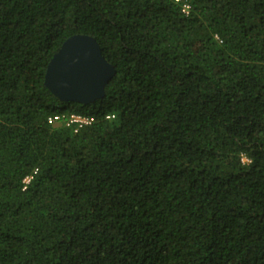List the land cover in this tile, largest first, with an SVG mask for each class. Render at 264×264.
Segmentation results:
<instances>
[{"label": "trees", "instance_id": "1", "mask_svg": "<svg viewBox=\"0 0 264 264\" xmlns=\"http://www.w3.org/2000/svg\"><path fill=\"white\" fill-rule=\"evenodd\" d=\"M76 34L85 105L44 85ZM0 264H264V0H0Z\"/></svg>", "mask_w": 264, "mask_h": 264}, {"label": "water", "instance_id": "2", "mask_svg": "<svg viewBox=\"0 0 264 264\" xmlns=\"http://www.w3.org/2000/svg\"><path fill=\"white\" fill-rule=\"evenodd\" d=\"M115 68L102 55L97 40L76 34L67 38L50 59L44 85L63 103L90 104L104 96Z\"/></svg>", "mask_w": 264, "mask_h": 264}, {"label": "built area", "instance_id": "3", "mask_svg": "<svg viewBox=\"0 0 264 264\" xmlns=\"http://www.w3.org/2000/svg\"><path fill=\"white\" fill-rule=\"evenodd\" d=\"M179 2V0H175ZM190 7L186 3L181 4V11L184 14H188ZM107 118H113V115L107 116ZM49 124L63 123L65 127L70 128L73 132H78L80 129L90 125L93 122V117L81 113H56L51 115L47 119ZM242 162H249L245 157H242ZM32 175H26L22 179L23 189L26 188L27 184L30 182Z\"/></svg>", "mask_w": 264, "mask_h": 264}, {"label": "clouds", "instance_id": "4", "mask_svg": "<svg viewBox=\"0 0 264 264\" xmlns=\"http://www.w3.org/2000/svg\"><path fill=\"white\" fill-rule=\"evenodd\" d=\"M250 162V161H249Z\"/></svg>", "mask_w": 264, "mask_h": 264}]
</instances>
